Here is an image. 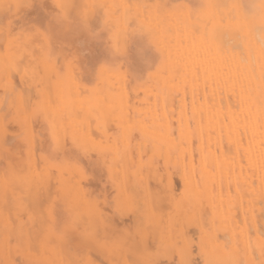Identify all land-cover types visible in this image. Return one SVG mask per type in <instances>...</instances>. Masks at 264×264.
Listing matches in <instances>:
<instances>
[{"label": "rangeland", "instance_id": "obj_1", "mask_svg": "<svg viewBox=\"0 0 264 264\" xmlns=\"http://www.w3.org/2000/svg\"><path fill=\"white\" fill-rule=\"evenodd\" d=\"M229 3L0 0V107L7 100L5 107L10 106L9 110L2 107L6 115L0 109V137H5L4 144L0 139V264H120V260L121 264H195L194 260L196 264H207L212 250L231 249L237 251L236 264H249L248 248L256 242L260 250L255 256L261 255L256 264H264V144L257 153L253 149L249 116L241 101V94L247 92L241 80L253 78L257 60H264L258 57L264 53V23L258 24L262 28L255 26L258 31L261 28L256 47L249 41L250 20L261 11L260 2ZM228 6L233 7L236 15ZM226 27L231 32L236 27L238 34H224ZM42 78L49 79L46 82L50 81V85L46 86ZM5 88L9 93L12 90L13 98L5 94ZM48 93L55 96L51 95L50 103ZM27 95L30 101L23 100ZM24 101L26 107L30 103L28 113ZM3 115L9 117L8 122ZM5 128L10 130L7 134ZM18 133H23L20 142ZM37 138L39 141H35ZM23 146L26 152L22 151ZM215 157L218 161L224 159V164H210V158ZM206 171L208 179L202 184ZM28 182L32 184V197L38 200L28 198ZM191 190L202 199L194 201ZM7 191L13 192L9 195ZM7 193L12 198L7 197L9 205ZM70 193L74 196L70 197ZM87 193L89 197H85ZM82 200L89 202L83 201L81 206ZM34 202L37 209L33 204L29 206ZM96 214L99 222L95 220ZM82 216L95 218L86 221ZM22 226L20 237L17 231ZM29 227L33 230L31 239ZM185 248L191 253L190 262L183 259ZM165 249L167 253L155 257ZM81 250L89 251H83L84 256ZM126 254L131 258H126Z\"/></svg>", "mask_w": 264, "mask_h": 264}, {"label": "bare ground", "instance_id": "obj_2", "mask_svg": "<svg viewBox=\"0 0 264 264\" xmlns=\"http://www.w3.org/2000/svg\"><path fill=\"white\" fill-rule=\"evenodd\" d=\"M258 3L260 2V7H261V11L255 16V17H253L251 20H250V27H251V36H252V39L250 40L249 39V41L251 42H253L254 44L255 43H258V39H259V36L258 35H261L260 34V29L262 28L261 27V25H258V24H262V22L264 23V0H256ZM159 2V1H158ZM221 2H223V1H221ZM232 2V1H231ZM238 2H240V0H238ZM250 2L251 3H253L254 2V0H250ZM49 3V2H48ZM217 3H218V0H217ZM233 3V2H232ZM226 4V3H225ZM228 4H230L229 3V0H228ZM241 4V3H240ZM208 5V4H207ZM223 5V4H222ZM238 5H239V3H238ZM255 5V4H254ZM225 6V5H224ZM233 6V5H232ZM239 6H241V5H239ZM231 10H230V12H234L233 10H232V8L233 7H231V6H228ZM227 7V8H228ZM208 8V7H207ZM218 9V8H217ZM245 9H247V8H245ZM251 9V8H250ZM252 10H255L256 11V9H252ZM226 11V10H225ZM238 11H243V10H238ZM237 11V12H238ZM220 13L222 12V11H219ZM254 12V11H253ZM70 13V12H69ZM219 13V14H220ZM228 15L230 14L229 13V11L228 12H226ZM235 13V15H236V12H234ZM241 13V12H240ZM201 14V13H200ZM217 14V13H216ZM223 15V14H222ZM232 15H233V13H232ZM238 15V14H237ZM245 15V14H244ZM16 16V15H15ZM200 16V15H199ZM220 16V15H219ZM4 17V16H3ZM7 17V16H6ZM198 17V16H197ZM244 17V16H243ZM12 18V17H11ZM190 18H192V17H190ZM4 19V18H3ZM223 19V18H222ZM234 19V18H233ZM246 19V17L244 18V20ZM235 20V19H234ZM237 20V19H236ZM136 21V20H135ZM203 21V20H202ZM216 21V20H215ZM241 21H243V18L241 19ZM262 21V22H261ZM3 22H4V20H3ZM217 22V21H216ZM139 24V23H138ZM242 25V24H241ZM248 25V23L246 24V27H249V26H247ZM260 26L261 28H259V31H258V29L255 27V26ZM262 25H264V24H262ZM225 26V25H224ZM257 26V27H258ZM228 27H226L225 29H223L224 31L227 29ZM240 28V27H239ZM257 29V30H256ZM221 31V32H224V31ZM236 30V31H235ZM235 30L233 29V32H231V29L229 30V29H227L226 30V32L224 33V34H227L228 35V32H229V34L231 35V36H233V35H235V34H238V31H237V29H236V27H235ZM242 30V29H241ZM241 30H239L240 31V33L242 32ZM249 31V30H248ZM262 31H264V28L262 29ZM261 31V32H262ZM218 32V31H217ZM236 32V33H235ZM246 32V31H245ZM250 32V31H249ZM234 33V34H233ZM248 33V32H247ZM9 34V33H8ZM262 34H264V32L262 33ZM6 35V34H5ZM222 35V34H221ZM3 36V35H2ZM224 36V35H223ZM236 36V35H235ZM234 36V37H235ZM241 36V35H240ZM258 37V38H257ZM261 37V36H260ZM221 38V37H220ZM227 38V37H226ZM243 38V37H242ZM262 38V37H261ZM122 39V38H121ZM125 39V38H124ZM225 39V38H224ZM224 39H223V42H224ZM237 39H239L238 37H237ZM264 39V38H263ZM263 39H261V40H259L260 42L263 40ZM119 41H120V39H119ZM229 41V40H228ZM227 41V42H228ZM231 41V40H230ZM236 41V40H235ZM243 41H244V39H243ZM248 41V42H249ZM241 42V41H240ZM240 42H237V46H238V44L240 43ZM245 42V41H244ZM263 42H264V40H263ZM263 42H261L262 43V45L264 44ZM234 43V42H233ZM232 43V45H234ZM227 43L226 42H224V45H226ZM241 44V43H240ZM239 44V45H240ZM248 44V43H247ZM0 45H2V44H0ZM49 45V44H48ZM223 45V44H222ZM222 45H221V47H222ZM223 45V46H224ZM243 45V44H242ZM259 45V44H258ZM261 45V47L262 48H264L263 46ZM255 46L256 47H258L256 44H255ZM254 46V48L253 49H256V47ZM60 47V46H59ZM205 47V46H204ZM240 47H242L241 45H240ZM1 48V47H0ZM8 48V47H7ZM235 48V47H234ZM239 48V47H238ZM10 49V48H9ZM205 49V48H204ZM219 49V48H218ZM225 49V48H224ZM223 49V50H224ZM229 49V48H228ZM240 49V48H239ZM252 49V48H251ZM261 50V49H260ZM241 51V50H240ZM11 52V51H10ZM198 52V51H197ZM250 52H251V50L249 51V54H250ZM261 52V51H260ZM248 53V52H247ZM262 53V52H261ZM259 53L260 54V56H258V57H264V53ZM255 54V53H254ZM228 55V54H227ZM237 55V54H236ZM239 56H240V54H238ZM252 55V54H251ZM251 55H248L249 57L251 56ZM256 55V54H255ZM254 55V56H255ZM196 56V55H195ZM203 56V55H202ZM237 57V56H236ZM252 57V56H251ZM242 58V57H241ZM254 58H256V56L254 57ZM171 59V58H170ZM226 59V58H225ZM244 59H245V57H244ZM53 60V59H52ZM55 60V59H54ZM196 60V59H195ZM253 61H254V59H252ZM257 60V59H256ZM255 60V61H256ZM51 61V60H50ZM49 61V62H50ZM59 61V60H58ZM192 61V60H191ZM217 61V60H216ZM241 61H243V60H241ZM45 62V61H44ZM41 63V62H40ZM204 63V62H203ZM240 63V62H239ZM245 63H246V61H245ZM43 64V63H42ZM57 64H58V62H57ZM57 64H55V65H57ZM191 64V63H190ZM47 65H50V64H48L47 63ZM219 65V64H218ZM223 65V64H222ZM256 73L254 74V77L253 78H251V77H246V78H244V79H242L241 81L243 82V83H245L246 84V90H247V92L245 93V92H243L242 94H241V101H242V104H243V109H244V111L248 114V116H249V121H248V129H249V131H250V133H251V138H252V142H251V144H252V147H253V149L256 151V153L259 151V149L260 148H262V144H264V60L263 61H261V60H257V62H256ZM27 66V65H26ZM46 66V65H45ZM60 66V65H59ZM212 66V65H211ZM55 67H58V66H55ZM177 67V66H176ZM241 67V66H240ZM45 68V67H44ZM54 68V67H53ZM249 68V67H248ZM250 68H252V67H250ZM59 69H61V68H59ZM241 69V68H240ZM247 69V68H246ZM47 71H48V69H46ZM51 70H52V68H51ZM51 70H50V73H51ZM56 70V69H55ZM176 70V69H175ZM41 71H45V69L43 70H41ZM57 71V70H56ZM191 71V70H190ZM49 72V71H48ZM60 71H58V73H59ZM176 72V71H175ZM45 73H46V71H45ZM62 73V72H61ZM69 73V72H68ZM252 73V72H251ZM258 73V74H257ZM43 73L41 72V75H42ZM60 74V73H59ZM236 74V73H235ZM240 74V73H239ZM243 74H244V70H243ZM253 74V73H252ZM46 75H47V73H46ZM44 76L43 75V77H47V76ZM50 75V74H49ZM52 75V74H51ZM50 75V76H51ZM202 75V74H201ZM255 75H257V76H255ZM25 76V75H24ZM246 76V75H245ZM37 77V76H36ZM42 77V76H41ZM52 77V76H51ZM51 77H50V80H51ZM237 77V76H236ZM47 78H49V77H47ZM231 78H232V76H231ZM18 79V78H17ZM42 79H44L45 80V78H42ZM41 79V80H42ZM47 80V79H46ZM46 80H45V83H46V86L48 85L47 83H49V82H46ZM49 80V79H48ZM47 80V81H48ZM26 81V80H25ZM236 81V80H235ZM238 81H239V79H238ZM52 82V81H51ZM58 82V81H57ZM69 82H70V79H69ZM16 84V82H14L13 81V84ZM40 83V82H39ZM43 85L45 84V83H43V82H41ZM53 83V82H52ZM58 83H60V81L58 82ZM239 83V82H238ZM14 84V85H15ZM18 84V83H17ZM16 84V85H17ZM41 84V85H42ZM49 85H50V83H49ZM53 85V84H52ZM218 86V85H217ZM17 87V86H16ZM15 87V88H16ZM22 87V86H21ZM51 87V86H50ZM7 88H5V94L7 93H9L8 92V90H6ZM3 90V89H2ZM31 90V89H30ZM33 90V89H32ZM55 90H56V88H55ZM4 91V90H3ZM17 91V90H16ZM29 91V90H28ZM34 91V90H33ZM40 91V90H39ZM72 91V90H71ZM228 91V90H227ZM234 91V90H233ZM25 92V91H24ZM35 92V91H34ZM99 92V91H98ZM229 92H231L230 90H229ZM26 93L28 94L29 92H27L26 91ZM26 93H24L23 95H26ZM62 93V92H61ZM74 93V92H73ZM100 93V92H99ZM204 93V92H203ZM217 93V92H216ZM1 94H3V93H1ZM9 94H11V95H9V97L11 96H13L12 95V90H11V92L9 93ZM32 94L34 95L35 93H33L32 92ZM48 94H50V93H48ZM53 94V93H52ZM52 94H50L49 96V98H50V101H49V103L51 102V99H52ZM100 94H102V95H104L103 93H100ZM239 94V93H238ZM14 95H16V94H14ZM43 95H44V93H43ZM42 95V96H43ZM52 95V96H51ZM221 95H222V93H221ZM3 96H6V95H4L3 94ZM57 96V95H56ZM72 96H75V95H72ZM15 97V96H14ZM24 97V96H23ZM26 98H23V100L25 99V100H27L28 98H30L28 95L27 96H25ZM53 97H55V96H53ZM78 97V96H77ZM104 97V96H103ZM236 97V96H235ZM234 97V98H235ZM1 98V97H0ZM13 98V97H12ZM36 98V97H35ZM38 98V97H37ZM57 98V97H56ZM73 98H75V97H73ZM218 98V97H217ZM229 98V97H228ZM2 99V98H1ZM0 99V100H1ZM3 99H5V97L3 98ZM8 99V98H7ZM6 99V100H7ZM71 99H72V97H71ZM76 99V98H75ZM92 99H94V98H92ZM227 99V98H226ZM57 100V99H56ZM3 102L5 101V100H2ZM14 101H16V98H15V100ZM28 101H30V99H28ZM27 101V102H28ZM71 101V100H70ZM72 101H74V99L72 100ZM86 101V100H85ZM227 101H228V99H227ZM230 101V100H229ZM7 102H8V100L7 101H5V104L3 103V105L4 106H2L1 105V107H0V109L1 110H3L4 111V108H6L5 107V105H7ZM55 101H54V99H53V102L52 103H54ZM100 102V101H99ZM240 102V101H239ZM12 103H13V99H12ZM16 102H14V104H15ZM29 103V102H28ZM44 103V102H43ZM47 103V102H46ZM51 103V104H52ZM73 103V107H74V102H72ZM221 103H224V102H222L221 101ZM23 104H24V106H25V112H27L28 113V111H31V110H29L28 109V111L26 110L27 108H29V105H30V103L28 104V106L26 107V101H24L23 102ZM63 104V103H62ZM100 104V103H99ZM228 104V103H227ZM232 104V103H231ZM44 105V104H43ZM79 105V104H78ZM220 105V104H219ZM8 106V105H7ZM12 106V105H11ZM17 106H19V105H17ZM53 106H54V104H53ZM206 106V105H205ZM233 106V105H232ZM231 106V107H232ZM237 106V105H236ZM241 106V105H240ZM2 107H4V108H2ZM10 107V106H9ZM9 107H7L6 109H10ZM42 107H44V106H42ZM46 107V106H45ZM93 107V106H92ZM102 107V106H101ZM229 107V106H228ZM88 108V107H87ZM102 108H104V107H102ZM101 108V109H102ZM236 109H237V107H235ZM44 109H46V108H44ZM77 109V108H76ZM95 109V108H94ZM124 109V108H123ZM0 110V111H1ZM8 110H6V113H7V111ZM12 110V109H11ZM10 110V112H12ZM73 110V109H72ZM72 110H70V111H72ZM78 110V109H77ZM77 110H76V112L74 113V114H76L77 113ZM228 110V109H227ZM238 110V109H237ZM39 111V110H38ZM46 111V110H45ZM48 111V110H47ZM74 111V110H73ZM72 111V112H73ZM121 111V110H120ZM205 111H207V110H205ZM18 113H20L19 112V110L17 111ZM33 112V111H32ZM31 112V113H32ZM40 113H41V111H39ZM78 112H79V110H78ZM90 112V111H89ZM39 113V114H40ZM102 113H104V109L102 110ZM207 113V112H206ZM4 114H5V111H4ZM8 114V113H7ZM51 114V113H50ZM70 114V113H69ZM105 114V113H104ZM216 114V113H215ZM221 114V113H220ZM6 115V114H5ZM10 115V114H9ZM24 115V114H23ZM77 115V114H76ZM17 116V115H16ZM3 117H4V115H3ZM32 117V116H31ZM86 117H88V116H86ZM99 117V116H98ZM103 117V116H102ZM105 117V116H104ZM107 117V116H106ZM109 117V116H108ZM107 117V118H108ZM207 117V116H206ZM4 118H6V117H4ZM3 118V119H4ZM9 118V117H8ZM8 118H6V119H4L5 121L8 119ZM49 118H50V116H49ZM106 118V119H107ZM111 118V117H110ZM31 119V118H30ZM54 119V118H53ZM105 119V118H104ZM103 119V120H104ZM224 119V118H223ZM230 119V118H229ZM232 119V118H231ZM88 120H90V119H88ZM98 120H100V119H98ZM116 120V119H115ZM129 120H130V118H129ZM235 120V119H234ZM244 120V119H243ZM0 121H2V119H0ZM33 121H35V120H33ZM38 121V120H37ZM40 121V120H39ZM7 122H8V120H7ZM6 122V123H7ZM11 122V121H10ZM36 122V121H35ZM34 122V123H35ZM41 122V121H40ZM112 122V121H111ZM236 122V121H235ZM34 123H32V126L31 127H33V124ZM231 123H232V121H231ZM1 124H2V122H1ZM4 124H5V122H4ZM218 124V123H217ZM9 125V124H8ZM7 125V126H8ZM51 125V124H50ZM112 125V124H111ZM110 125V126H111ZM233 125V124H232ZM6 126V127H7ZM3 127H5V126H3ZM17 127V126H16ZM22 127V126H21ZM23 127H26V126H23ZM38 127V126H37ZM200 127V126H199ZM261 127H262V130H261ZM11 128V127H10ZM92 128V127H91ZM253 130H251V129ZM6 129V128H5ZM15 129V128H14ZM34 129V128H33ZM89 129V128H88ZM200 129V128H199ZM7 130H8V132L10 131L9 129H6V131H5V134H7L6 132H7ZM12 130V129H11ZM15 130H18V129H15ZM53 130V129H52ZM51 130V131H52ZM66 130V129H65ZM229 129H227V131H228ZM34 131H36L35 129H34ZM92 131V130H91ZM237 131H239V130H237ZM245 131V130H244ZM58 132V131H57ZM70 132V131H69ZM89 132V131H88ZM95 132V131H94ZM219 132V131H218ZM67 133V132H66ZM20 133H18L17 135H16V137L18 138L17 140H19V142H20V138H19V136H21L23 133H21V135H19ZM51 134H53V131L51 132ZM58 134V133H57ZM95 134V133H94ZM235 134V133H234ZM3 135V134H2ZM42 135V134H41ZM43 135H44V133H43ZM47 135V134H46ZM58 135H60V134H58ZM57 135V136H58ZM62 135V134H61ZM60 135V136H61ZM54 136V135H53ZM8 137V136H7ZM10 137V136H9ZM15 136H13V139L14 138H16ZM56 137V136H55ZM59 137V136H58ZM201 137V136H200ZM246 137H248V136H245V138ZM4 139H5V137H3ZM2 138V139H3ZM34 138H36V137H34ZM249 138V137H248ZM0 139H1V137H0ZM1 139V140H2ZM12 139V140H13ZM247 139V138H246ZM0 140V141H1ZM39 141V139L37 138V139H35V141ZM66 140H68V139H66ZM242 140H244V139H242ZM241 140V141H242ZM13 141H15V139L13 140ZM62 141H63V139H62ZM2 142H3V140H2ZM10 142H11V140H10ZM17 141H15L14 143H16ZM7 143H9V142H7ZM37 143V142H36ZM68 143V142H67ZM244 143V142H243ZM2 144H4V142L2 143ZM6 144V143H5ZM11 144H13V143H11ZM20 144H22V143H20ZM45 144V143H44ZM236 144V143H235ZM26 145V144H25ZM35 145H37V147L39 148V146H38V144H35ZM63 145H64V143H63ZM1 146V145H0ZM228 146V145H227ZM24 147V146H23ZM35 147V146H34ZM36 147V148H37ZM224 147V146H223ZM243 147H245V145H243ZM248 147V146H247ZM1 148V147H0ZM43 148V147H42ZM41 148V149H42ZM27 149V148H26ZM227 149H228V147H227ZM263 149H264V145H263ZM23 150H25V147L22 149V151ZM32 150V149H31ZM38 150V149H37ZM36 150V151H37ZM246 150V149H245ZM248 150V149H247ZM250 151V150H249ZM23 152H26V151H23ZM33 152V151H32ZM202 152V151H201ZM225 152V151H224ZM232 152V151H231ZM23 154V153H22ZM25 154V153H24ZM36 154H37V152H36ZM42 154V153H41ZM227 154V153H226ZM229 154V153H228ZM11 155V154H10ZM23 156H25V155H23ZM260 156V155H259ZM1 157V156H0ZM37 157V156H36ZM22 158V157H21ZM203 159L204 160H207L208 159V155H207V158L206 157H203ZM202 159V160H203ZM264 159V158H263ZM24 160V159H23ZM26 160V159H25ZM255 160H256V158H255ZM261 160V159H260ZM34 161V160H33ZM251 161V160H250ZM20 162V161H19ZM63 162V161H62ZM203 162V161H202ZM214 162L216 163L215 164V166H217V167H220L221 165H223L224 164V162H225V160L224 159H222L221 161H218V160H216V157L215 158H210V164H214ZM232 162H233V160H232ZM36 164L37 163H40V162H35ZM45 163H46V161H45ZM51 163H54L53 161H51ZM57 163H58V160H57V162L55 163V166H57ZM61 163V162H60ZM25 164H26V162H25ZM240 164V163H239ZM239 164H238V166H239ZM39 165V164H38ZM42 165H44L43 163H42ZM45 165H47V164H45ZM53 165V164H52ZM59 165V164H58ZM60 165H63V163L62 164H60ZM67 165V164H66ZM247 165V164H246ZM257 165V164H256ZM16 166V165H15ZM33 166V165H32ZM37 166V165H36ZM40 166V165H39ZM233 166V165H232ZM1 167V166H0ZM17 167V166H16ZM59 167V166H58ZM252 167V166H251ZM15 168V167H14ZM29 167H27V169H28ZM38 168V167H37ZM56 168V167H55ZM240 168V167H239ZM263 168V167H262ZM1 169V168H0ZM18 169V168H17ZM50 169V168H49ZM57 169V168H56ZM60 169V168H59ZM264 169V168H263ZM263 169H261V170H263ZM14 170V169H13ZM106 171H107V169H105ZM105 170H103V171H105ZM34 171V170H33ZM259 171V170H258ZM258 171H257V173H258ZM27 172V171H26ZM31 172V171H30ZM48 172V171H47ZM122 172V171H121ZM152 172L153 171H151V175H152ZM193 172V171H192ZM28 173V172H27ZM39 173V172H38ZM93 173H94V171H93ZM208 173L209 172H207L206 171V173H205V177H204V179H203V181H202V184H204V182L205 181H207V179H208ZM218 173V172H217ZM261 173V172H260ZM15 174V173H14ZM33 174H35V171H34V173ZM63 174V173H62ZM104 174V173H103ZM105 174H106V172H105ZM132 174V173H131ZM135 174H136V172H135ZM134 174V175H135ZM143 174H144V172H143ZM150 174L148 175V177L150 176ZM4 175V174H3ZM37 175H40V173L39 174H37ZM37 175H35V178H36V176ZM102 175V174H101ZM14 176V175H13ZM28 176V175H27ZM62 176V175H61ZM75 176H77L76 174H75ZM74 176V177H75ZM103 176V175H102ZM101 176V177H102ZM108 176V175H107ZM112 176V175H111ZM185 176V175H184ZM242 176V175H241ZM8 177V176H7ZM10 177V176H9ZM72 177V179L74 178L73 176H71ZM85 177V176H84ZM97 177V176H96ZM95 177V179L97 180V178ZM153 177V176H152ZM194 177V176H193ZM233 177H234V175H233ZM258 177V176H257ZM6 178V177H5ZM12 178V177H11ZM28 178V177H27ZM33 178H34V176H33ZM34 178V179H35ZM90 178V177H89ZM108 178V177H107ZM113 178H115V177H113ZM126 178V177H125ZM146 178H147V176H146ZM150 178V177H149ZM149 178H148V180H149ZM259 178V177H258ZM72 179H70L71 181H72ZM74 179H76V178H74ZM83 179V178H82ZM87 179V178H86ZM85 179V180H86ZM91 179H92V177H91ZM90 179V180H91ZM94 179V180H95ZM174 179H175V177H174ZM84 180V181H85ZM165 180V179H164ZM185 180V179H184ZM50 181H52V178L50 179ZM79 181V180H78ZM153 181V180H152ZM175 181V180H174ZM177 181V180H176ZM227 181V180H226ZM82 182V181H81ZM87 182V181H86ZM97 182V181H96ZM119 182V181H118ZM195 182V181H194ZM61 183V182H60ZM75 183H77V182H75ZM85 183V182H84ZM84 183H83V185H84ZM108 183V182H107ZM120 183V182H119ZM126 183V182H125ZM148 182L146 181V184H147ZM153 183H154V181H153ZM219 183V182H218ZM51 184H52V182H51ZM72 184V183H71ZM176 184V183H175ZM174 184V185H175ZM235 184V183H234ZM8 185V184H7ZM61 184H59V186H60ZM62 185H63V183H62ZM80 185V184H79ZM86 185V184H85ZM148 185V184H147ZM149 185H152V184H149ZM154 185V184H153ZM159 185V184H158ZM181 185V184H180ZM11 186V185H10ZM10 186H8V187H10ZM75 186H76V184H75ZM121 186V185H120ZM175 186H177V185H175ZM218 186H219V184H218ZM39 187V186H38ZM81 187V186H80ZM85 187V186H84ZM86 187H88V186H86ZM91 187V186H90ZM148 187V186H147ZM181 187V186H180ZM12 188V187H11ZM19 188L20 187H18V190H19ZM42 188V187H41ZM60 188H62V186H60ZM150 188H151V186H150ZM187 188H189V187H186V189ZM236 188V187H235ZM9 189V188H8ZM13 189V188H12ZM17 189V188H16ZM43 189V188H42ZM65 189V188H64ZM81 189H82V187H81ZM80 189V191H82ZM86 189H88V188H86ZM86 189H85V193H86ZM92 189V188H91ZM104 189V188H103ZM119 190H120V188H118ZM155 189H156V187H155ZM161 189H162V187H161ZM174 189V188H173ZM172 189V190H173ZM176 189V188H175ZM180 189V188H179ZM198 188H196V190H197ZM228 189V188H227ZM249 189V188H248ZM7 190V189H6ZM66 190H67V186H66ZM90 190V189H89ZM89 190H87V192L89 191ZM142 190V189H141ZM151 190V189H150ZM169 190V189H168ZM218 190H219V188H218ZM62 191L64 192V190L62 189ZM69 191H71V190H69ZM128 191V190H127ZM154 191V190H153ZM160 191V190H159ZM165 191V190H164ZM170 191V190H169ZM177 191V190H176ZM8 192V191H7ZM9 192H11V191H9ZM8 192V193H9ZM13 192V191H12ZM11 192V193H12ZM44 192V191H43ZM8 193L6 194L7 196H6V198L8 197V198H11V197H9L8 196ZM15 193V192H14ZM18 193V192H17ZM26 193L28 194V198L30 199V197H31V199L32 198H34V197H32V184H31V182H28V185H27V187H26ZM37 193V192H36ZM67 193H68V191H67ZM66 193V194H67ZM82 193H84V192H80V194L83 196L84 194H82ZM89 193V196H91V193H90V191L88 192ZM88 193H87V195L85 194V197H87L88 196ZM102 193V192H101ZM174 193H175V191H174ZM177 193V192H176ZM230 193V192H229ZM245 193H247L246 191H245ZM263 193H264V191H263ZM71 194V193H70ZM162 194V193H161ZM166 194H168V193H166ZM189 194H191V195H193L194 196V201L195 200H201L202 199V196L200 195V194H197L196 192H194L193 190H191L190 191V193ZM9 195H11L10 193H9ZM41 195V194H40ZM69 195V194H68ZM78 195H79V193H78ZM95 196H96V194H94ZM124 195H125V192H124ZM135 195V194H134ZM152 195V194H151ZM165 195V194H164ZM163 195V196H164ZM176 195V194H175ZM244 195V194H243ZM246 195V194H245ZM245 195H244V197H245ZM2 196L4 197V194H2ZM25 196V198H27L26 196V194L24 195ZM72 196H74V195H70V197H72ZM88 196V197H89ZM99 196V195H98ZM129 196V195H128ZM131 196V195H130ZM171 196H172V194H171ZM219 196H220V194H219ZM16 197V196H15ZM21 197L23 198V196L21 195ZM37 197V196H36ZM39 197V196H38ZM65 197H67L66 195H65ZM69 197V196H68ZM160 197V196H159ZM165 197H166V195H165ZM264 197V196H263ZM8 198H7V200H6V202L8 201ZM21 198V199H22ZM50 198V197H49ZM82 198V197H81ZM92 197H90L89 199H91ZM167 198H168V196H167ZM173 198V197H172ZM245 198H247V197H245ZM12 199V198H11ZM34 199H37L38 200V198H34ZM34 199H32V200H34ZM67 199V198H66ZM119 199V198H118ZM142 199V198H141ZM153 199V198H152ZM162 199H164V198H162ZM171 199V198H170ZM16 200H17V198H16ZM16 200H14V201H16ZM55 200V199H54ZM92 200V199H91ZM90 200V202L93 204V201H91ZM135 200V199H134ZM134 200H132V201H134ZM137 200H138V198H137ZM172 200V199H171ZM171 200H170V202H171ZM260 200V199H259ZM11 201V200H10ZM31 201V200H30ZM45 201V200H44ZM70 201V200H69ZM83 201H86V200H82L81 202H80V204L82 203L83 204ZM154 200H152V202H153ZM156 201V200H155ZM6 202H5V204H6ZM17 203H18V200L16 201ZM21 202H23V201H21ZM31 202H33V201H31ZM52 202V201H51ZM70 202H72V201H70ZM86 202H89L88 200L86 201ZM95 202V201H94ZM165 202H166V200H165ZM173 202V201H172ZM172 202L170 203L171 205H172ZM76 203V202H75ZM91 203H90V205H91ZM97 203V202H96ZM101 203L102 202H100V205H101ZM110 203V202H109ZM121 203V202H120ZM160 203H163V202H161L160 201ZM167 203H168V201H167ZM259 203H261V202H259ZM7 204L9 205L10 203H8L7 202ZM11 204H12V202H11ZM27 204H29V203H27ZM32 204L34 205V207L37 209V207L35 206V202L34 203H30L29 204V206L31 205L32 206ZM77 204V203H76ZM76 204H74V205H76ZM79 203H78V205H80ZM82 204H81V206H82ZM152 204V203H151ZM15 205V204H14ZM52 205V204H51ZM220 205V204H219ZM244 205V204H243ZM13 206V205H12ZM87 206V205H86ZM88 206H89V204H88ZM138 206V205H137ZM153 206H154V204H153ZM159 206H161V204L159 205ZM196 206V205H195ZM4 207V206H3ZM33 207V208H34ZM39 207H41V205L40 206H38V209L39 210H41ZM79 207V206H78ZM77 207V208H78ZM157 207V206H156ZM244 207H247V206H244ZM12 208V207H11ZM11 208H9V209H11ZM33 208H31L30 207V209H33ZM34 208V209H35ZM76 208V209H77ZM81 208V207H80ZM99 208V207H98ZM98 208H96V209H98ZM104 208H105V206H104ZM109 208H111V207H109ZM169 208V207H168ZM171 208H172V206H171ZM220 208H221V206H220ZM7 209V208H6ZM13 209V208H12ZM15 209V208H14ZM79 209V208H78ZM157 210H158V208H156ZM263 209V208H262ZM4 210V209H3ZM8 210V209H7ZM18 210V209H17ZM19 210H21V209H19ZM18 210V211H19ZM80 210V209H79ZM107 210V209H106ZM122 210H124V209H122ZM147 210V209H146ZM162 210V209H161ZM168 210V209H167ZM183 210V209H182ZM11 211V210H10ZM26 211V210H25ZM27 211H29V209H27ZM36 212L38 211V210H35ZM138 211V210H137ZM150 211H152V210H150ZM159 211V214H160V209L158 210ZM165 211V215H166V210H164ZM187 211V210H186ZM9 212V211H8ZM135 212V211H134ZM180 212H182V211H180ZM187 212H189V211H187ZM205 213H208V211L206 210V212ZM261 213V212H260ZM74 214V213H73ZM125 214V213H124ZM183 214V213H182ZM243 214V213H242ZM82 215V214H81ZM92 215V214H91ZM128 215V214H127ZM179 215H180V213H179ZM36 216V215H35ZM126 216V215H125ZM264 216V215H263ZM84 217H86V216H84ZM83 216H82V219H85ZM93 217L95 218V216H92V217H89V218H87L86 217V221H87V219L89 220H93ZM162 217H163V214H162ZM168 217V216H167ZM186 217V216H185ZM185 217H184V219H185ZM240 217V216H239ZM261 217V216H260ZM71 217H69V219L68 220H71L70 219ZM92 218V219H91ZM181 218H183L182 216H181ZM264 218V217H263ZM40 219V218H39ZM149 219V218H148ZM162 219V218H161ZM180 219V218H179ZM188 219V218H187ZM200 219V218H199ZM236 219V218H235ZM37 220V219H36ZM44 220V219H43ZM43 220H42V223H43ZM89 220V221H90ZM96 221L98 220V217H97V214H96V219H95ZM120 220V219H119ZM144 220V219H143ZM164 220V219H163ZM244 220V219H243ZM41 221V220H40ZM86 221H83V222H85L86 223ZM94 221V220H93ZM92 221V223H93V226H95V222H93ZM121 221V220H120ZM168 221V220H167ZM63 222V221H62ZM97 222H99V221H97ZM108 222V221H107ZM255 222V221H254ZM264 222V221H263ZM13 223H14V221H13ZM193 223H195L194 221H193ZM192 223V224H193ZM208 223H209V221H208ZM238 223V222H237ZM98 224V223H97ZM96 224V225H97ZM155 224V223H154ZM163 224H164V222H163ZM179 224V223H178ZM210 224V223H209ZM38 225V224H37ZM45 225V224H44ZM79 225H82V223L81 224H79ZM84 225V224H83ZM91 225V224H90ZM99 225V224H98ZM122 225V224H121ZM120 225V226H121ZM139 225V224H138ZM145 225H148V223L147 224H145ZM150 225H152L151 223H150ZM201 225V224H200ZM199 225V226H200ZM203 225H204V223H203ZM205 225H206V223H205ZM213 225V224H212ZM78 226V225H77ZM93 226H92V228H93ZM117 226H118V224H117ZM153 226V225H152ZM154 226H156V224L154 225ZM159 226V225H158ZM162 226V225H161ZM175 226H177V228H178V225H175ZM36 227H38V226H36ZM45 227V226H44ZM47 227V226H46ZM82 227V226H81ZM80 227V228H81ZM90 227V226H89ZM96 227V226H95ZM94 227V228H95ZM138 227V226H137ZM146 227V226H145ZM163 227V226H162ZM180 227V226H179ZM14 228V227H13ZM30 229H28V233H29V235L31 234L30 232H33V230H31V227H29ZM79 228V227H78ZM88 228V227H87ZM96 228H99V226H97ZM152 228H156V227H152ZM165 228H166V226H165ZM168 228V227H167ZM170 229H171V227H169ZM175 228V227H174ZM184 228V227H183ZM203 228H205V227H203ZM210 228V227H209ZM251 228V227H250ZM15 229V228H14ZM43 229V228H42ZM77 229V228H76ZM89 229V228H88ZM131 229V228H130ZM160 229V228H159ZM176 229V228H175ZM22 230H23V226L20 228V231H17V234L21 237L22 236ZM30 230V231H29ZM40 230V229H39ZM45 230V229H44ZM47 230V229H46ZM86 230V229H85ZM96 230H98V229H96ZM110 231H111V229H109ZM117 230V229H116ZM128 230V229H127ZM157 230V229H156ZM161 230V229H160ZM159 230V231H160ZM206 230H208L209 231V229H206ZM86 231H88V230H86ZM109 231V232H110ZM154 231V230H153ZM171 231H173V230H171ZM178 231H179V229H178ZM36 232V231H35ZM76 232V231H75ZM79 232V231H78ZM126 231H123V233H125ZM176 232H177V230L176 231H174V233L176 234ZM206 232V231H205ZM259 232V231H258ZM41 233V232H40ZM73 233H74V231H73ZM80 233V232H79ZM117 233H118V231H117ZM174 233H173V235H174ZM37 234V233H36ZM72 234V233H71ZM80 234H82V233H80ZM80 234H78V235H80ZM97 234H98V232H97ZM119 234H120V232H119ZM154 234V233H153ZM257 235H258V233H256ZM77 235V234H76ZM93 235H94V233H93ZM172 235V234H171ZM72 236V235H71ZM81 236V235H80ZM119 236V235H118ZM121 236H123V235H121ZM125 236H126V233H125ZM158 236V235H157ZM185 236V235H184ZM226 236H228V234L226 233ZM19 237V238H20ZM31 237H32V234L30 235V239H31ZM41 237V236H40ZM69 237V236H68ZM77 237H79V236H77ZM84 237V236H83ZM177 238H178V235L176 236ZM220 237H222L221 235H220ZM220 237H219V239H220ZM224 237H225V235H224ZM34 238H35V236H34ZM33 238V240H35ZM70 238V237H69ZM81 238H82V236H81ZM80 238V239H81ZM93 238V237H92ZM132 238V237H131ZM155 238V237H154ZM163 238V237H162ZM44 239V238H43ZM53 238H51V240H52ZM79 239V238H78ZM94 239V238H93ZM137 239V238H136ZM222 239V238H221ZM41 240V239H40ZM91 240V239H90ZM153 240V239H152ZM233 240H234V237H233ZM52 241H55V240H52ZM70 241H71V239H70ZM74 241V240H73ZM93 242L94 241H96V240H92ZM143 241V243H144V240H142ZM170 241V240H169ZM215 241V240H214ZM39 242V241H38ZM47 242V241H46ZM82 242H83V240H82ZM136 242V241H135ZM135 242H134V244H135ZM146 242V241H145ZM150 242H151V240H150ZM178 242H180V241H178ZM217 242V241H216ZM230 242V241H229ZM51 243V242H50ZM61 244H62V242H60ZM74 243V242H73ZM84 243V242H83ZM90 243H91V241H90ZM123 243V242H122ZM125 243V242H124ZM129 243V242H128ZM142 243V242H141ZM148 243V242H147ZM156 243V242H155ZM108 244H110L109 242H108ZM146 244V243H145ZM153 244H154V242H153ZM73 245V244H72ZM84 245H86V243H84ZM89 245V244H88ZM128 245V244H127ZM248 245V244H247ZM56 246H58V245H56ZM62 246V245H61ZM67 246V245H66ZM126 246V245H125ZM135 246V245H134ZM140 246V245H139ZM149 246H151V245H149ZM234 246V245H233ZM63 247V246H62ZM65 247V246H64ZM78 247V246H77ZM86 247V246H85ZM96 247V246H95ZM123 247V246H122ZM121 247V248H122ZM147 247H148V245H147ZM17 248V247H16ZM19 248V247H18ZM42 248V247H41ZM84 247H82V249H83ZM90 248V247H89ZM134 248V247H133ZM168 248H170V247H168ZM167 248V249H168ZM210 248V247H209ZM248 248V247H247ZM61 249V248H60ZM75 249V248H74ZM110 249H111V246H110ZM136 249V248H135ZM142 249V248H141ZM147 249V248H146ZM146 249H143V250H146ZM19 250V249H18ZM79 250V249H78ZM85 250V249H84ZM83 250V251H84ZM106 250V249H105ZM122 250V249H121ZM123 250H124V247H123ZM129 250V249H128ZM127 250V251H128ZM260 250V246H259V244H258V242H256L255 244H254V246L253 247H251L250 246V248H248V252H249V254H248V256H247V259H248V261H249V264H256L257 263V260H258V257L259 256H261V255H259V256H255L256 255V252L257 251H259ZM21 251V250H20ZM29 251H30V249H29ZM46 251V250H45ZM64 251H65V249H64ZM82 251V250H81ZM82 251V252H83ZM87 251H89V250H87ZM87 251H84V252H87ZM91 251V250H90ZM99 251H101L100 249H99ZM194 251V250H193ZM193 251H192V253H193ZM36 252V251H35ZM83 252V253H84ZM103 252V251H102ZM106 252V251H105ZM117 252V251H116ZM123 252V251H122ZM137 252V251H136ZM154 253H155V251H153ZM171 252V251H170ZM61 253H63V251H61ZM70 253V252H69ZM73 253V252H72ZM74 253H76V252H74ZM82 253V254H83ZM93 253V252H92ZM165 253H167V250L165 249L164 251H160V252H158L157 253V255H155V257H160L161 255H163V254H165ZM174 253V252H173ZM49 254V253H48ZM85 254V253H84ZM107 254V253H106ZM125 254V253H124ZM133 254V253H132ZM72 255V254H71ZM87 255H89V254H87ZM90 255L92 256V254L90 253ZM108 255V254H107ZM121 255V254H120ZM119 255V256H120ZM127 255V256H126ZM125 255V257L126 258H128V255H129V257L130 256H132V255H130V254H126ZM147 255V254H146ZM182 255H183V259L185 260V262H188L190 259H191V253H190V251H189V249H184L183 251H182ZM262 255H263V253H262ZM41 256V255H40ZM61 256V255H60ZM59 256V257H60ZM63 256H64V254H63ZM80 256V255H79ZM84 256H86V254L84 255ZM11 257V256H10ZM103 257V256H102ZM138 257V256H137ZM140 257V256H139ZM197 257V256H196ZM8 258V257H7ZM120 258V257H119ZM131 258V257H130ZM133 258H135V257H133ZM16 259V258H15ZM129 259V258H128ZM144 259H145V257H144ZM194 259H196V258H194ZM198 259V258H197ZM9 260H11V259H9ZM18 260H19V257H18ZM137 260V259H136ZM162 259H160V261H161ZM239 260V258H238V256H237V251L236 250H234V249H231L230 251H223V250H221V251H215V250H212L210 253H209V257H208V260H207V264H236L237 263V261ZM240 260H241V258H240ZM243 260V259H242ZM71 261H72V259H71ZM97 261H99V260H97ZM119 261V260H118ZM139 261V260H138ZM150 261V260H149ZM164 261H165V259H164ZM167 261V260H166ZM192 261V260H191ZM20 262V261H19ZM69 262V261H68ZM109 262V261H108ZM107 262V263H108ZM132 262V261H131ZM135 262V261H134ZM137 262V261H136ZM140 262H142V261H140ZM159 262V261H158ZM172 262V261H171ZM190 262V261H189ZM240 262V261H239ZM71 263H73V262H70V264ZM78 263V262H77ZM118 263V262H117ZM133 263V262H132ZM181 263H183V262H181ZM193 263H195L196 264V260H194V262ZM62 264V263H61ZM67 264V263H66ZM69 264V263H68ZM80 264V263H79ZM92 264H94V262L92 263ZM101 264V263H100ZM104 264V263H103ZM120 264H121V260H120ZM128 264V263H127ZM143 264H145V263H143ZM185 264V263H184ZM188 264V263H187Z\"/></svg>", "mask_w": 264, "mask_h": 264}]
</instances>
